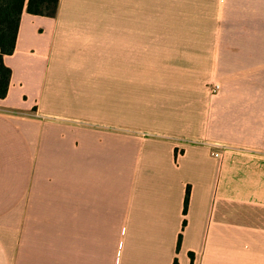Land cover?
Masks as SVG:
<instances>
[{
    "label": "crops",
    "instance_id": "obj_1",
    "mask_svg": "<svg viewBox=\"0 0 264 264\" xmlns=\"http://www.w3.org/2000/svg\"><path fill=\"white\" fill-rule=\"evenodd\" d=\"M4 63L0 264H264V0L25 6Z\"/></svg>",
    "mask_w": 264,
    "mask_h": 264
},
{
    "label": "trees",
    "instance_id": "obj_2",
    "mask_svg": "<svg viewBox=\"0 0 264 264\" xmlns=\"http://www.w3.org/2000/svg\"><path fill=\"white\" fill-rule=\"evenodd\" d=\"M60 0H0V99H4L9 90L12 71L4 63V58L14 53L18 38L20 18L25 6L33 15L53 17L56 15ZM188 190L184 198L186 211ZM179 245V239L177 241ZM176 264V262H174Z\"/></svg>",
    "mask_w": 264,
    "mask_h": 264
},
{
    "label": "built area",
    "instance_id": "obj_3",
    "mask_svg": "<svg viewBox=\"0 0 264 264\" xmlns=\"http://www.w3.org/2000/svg\"><path fill=\"white\" fill-rule=\"evenodd\" d=\"M218 91H219V85H217V84L211 85V87H210L211 95H216ZM215 156H218V155L215 154Z\"/></svg>",
    "mask_w": 264,
    "mask_h": 264
}]
</instances>
